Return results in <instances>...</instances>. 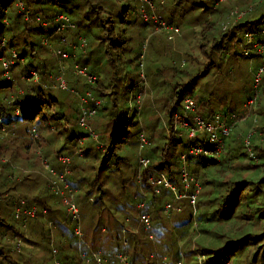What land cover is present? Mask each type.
Segmentation results:
<instances>
[{
    "label": "rangeland",
    "instance_id": "374dc122",
    "mask_svg": "<svg viewBox=\"0 0 264 264\" xmlns=\"http://www.w3.org/2000/svg\"><path fill=\"white\" fill-rule=\"evenodd\" d=\"M41 1L42 3L39 8L41 11L47 13L49 17L52 18L60 12L67 15L71 20H76L77 15L72 9L75 0L68 1L67 7L70 8H65L60 2L56 1ZM90 1V4L88 3L87 5L78 4L79 6H83V12L96 9L94 8V1ZM147 1L151 2L153 6L151 7L150 4L141 2L140 0H102V8L112 13V20L114 22L113 37L115 38L112 36L111 38L110 36H103L104 32L102 27L96 24V15L92 19L87 20L84 18L83 22L88 26L89 37L85 38V41L87 39V44L82 49H77V56L70 57L67 61L69 67L71 66L73 69L75 66L82 64L86 66L90 73L96 75V81L90 85L86 84L87 88H83L84 90L87 89L85 91L82 90L83 84L86 83L84 78L81 79L80 86L77 85V89L68 84L66 90H61L53 85L55 82L51 85L50 89L51 93L58 100L61 102L67 101L65 106V119L68 121V124H66L67 121L64 119L61 120V124H66L69 130V136H72V131H74L75 135L80 137L74 139L75 146L73 152L63 154L71 156V169L73 171L71 177L75 181V184L77 181H81L80 185L82 186V190L79 187L76 188V193L72 194L74 197L73 200L75 201L77 193L81 194L83 192L85 194L87 188L94 192L90 198V206L85 211L83 209L87 207L86 199L81 197L77 198L76 203L80 209L79 228L81 237L78 236V238L76 235L77 238L74 236L68 237L69 239H73H71L72 244H78L80 248L81 246H85V248L89 246L98 253L100 252L103 258L106 261H111L112 264H124L117 259L119 255L134 264H163V238L167 237H163V226L167 230L169 228L171 230L175 219L178 217L177 220H180L181 218L178 215H170L163 218L162 210V213L159 214V221L161 222L159 227H156L152 220L150 229H146L139 221L136 206L139 200L137 195L140 190L141 180L137 177L138 172L135 178L137 165H139V155L134 145L129 148L125 147L118 152L119 156L124 155L126 158L121 164H114V161L113 163L112 161H108L107 164H101L103 158L102 149L98 148L105 147L107 149L108 142L115 129L117 117H121V120L124 117L125 119H130L132 122V124L127 125L129 129L126 132L127 138H130L131 135L134 137L136 122L142 125L145 135L148 137L153 136L154 140L153 138L152 140L155 153H158L159 149L162 148V144L168 142V138H170L167 132L170 123L166 121L167 112L174 104L172 91L175 87L180 86L184 88L183 94L185 97L189 96L193 98L196 103L206 100L210 105V110L213 112L215 111L222 115H228L229 113L235 115V123L232 125L227 138L239 152L243 163H251L249 156L250 150H248L251 146L245 145V136L250 133L253 135L251 137L253 142L257 139L264 141V135L258 130L264 122L260 121L261 117L264 116L263 81L261 84H259L260 82L258 83L257 90L253 89V86H255L253 79L256 69L260 66L264 69V51L261 56L246 57L242 55V46H239L233 48L235 52H232V55L226 52L218 57V54L211 50L213 44L211 37L213 32L216 33L218 38L222 37V33L218 29L220 24L222 28L226 26L225 29L233 32V23L229 24L226 22H238L248 14L250 16L259 15L264 11V4L261 5L263 0ZM247 1L249 2L246 5L241 6V2ZM1 5L5 7L7 13L4 18L0 17V85L8 84L13 79L14 82L12 83L11 90H3L0 88V97L8 95L6 97L12 100L18 95L17 92H13L21 88L20 84L12 77L13 74L17 75V73H20L22 66L19 63L25 64L26 66L35 61L38 62V59L44 58L49 61V66L56 69L57 59L54 51L51 49H68L70 48L69 45L74 46L77 44L78 38L75 40L76 42L72 41L68 37L70 31H67L62 36L63 44H60L59 40L51 41L48 37L50 31L46 32L44 36L36 32H30L31 34H29L28 38H30L32 45L29 48L26 47V44H29L26 33L20 32L14 46L16 50L13 48L10 49L8 44V24L15 20L19 15L18 12H21L12 0H0ZM123 8L126 13H123ZM226 10L227 18H220L219 15ZM235 11L244 13L239 20H235V17L231 16ZM124 15L126 16L124 17ZM101 16L105 17L103 12H101ZM54 19L55 17L50 21L42 20L41 25L46 26L49 24V27L51 25L53 26L52 22ZM174 28H178L179 34L174 33ZM246 28L248 29L243 28L235 32L242 39L245 32H253L256 34L259 43L264 45L262 27L259 29L258 24H249ZM170 36L172 38H169ZM45 39L47 40V44L44 43ZM2 41H4L3 45ZM228 42L227 40L225 45ZM31 48L38 52V57H33V50L31 51ZM69 52H72V50L70 49ZM13 53L16 54V58H13ZM76 59H82V61L78 63L74 61ZM3 60L7 62L13 60L8 70H5L3 67ZM13 64L15 65L13 66ZM168 65L171 69L169 72L164 71L163 69ZM28 70L35 71L27 69L25 74L29 72ZM262 77L264 78V72ZM53 78L55 79V76ZM188 83L191 84L190 87L187 86ZM139 84H141L142 90L138 94L136 101L139 111L137 118L132 110H130V100L127 99V95L129 93L128 91L132 90L131 88ZM141 86L139 87L141 88ZM251 89L253 91L252 95L253 93H257V99L251 111L248 113L245 108V103ZM136 90L138 91L139 88H136ZM21 91L23 90L20 89V94ZM83 91H89L101 103L96 106V114L87 120L86 127L78 125L76 114L74 113L75 110L80 109L79 97L80 95H84ZM126 92L128 93L126 94ZM91 106V103L85 105L86 108ZM68 107L75 110L68 113ZM57 108L60 110L59 105H56L55 110ZM179 109L180 106L177 110ZM44 110L46 111L47 109L44 108ZM230 116H227V119ZM249 120L253 121V123L255 121L257 122L252 125V122ZM15 124L21 125L24 131L26 124L19 123L18 120ZM29 125L27 124L28 127ZM122 127L123 129L121 131L127 130L124 125ZM121 131L117 132V136H120ZM6 133V128H4V131L0 130V136L5 137ZM54 136L56 137L54 148L59 150L63 147L66 139L61 134ZM227 138H225L224 150L218 156L217 160H220L224 151L227 150ZM150 140L151 138L149 142ZM185 143L186 139L182 138V143L176 146V152L182 150V144ZM78 150H80V154L76 153ZM145 150L142 152L143 155H145ZM36 152H39L41 167L33 168L25 165H13V168H15L13 171L14 177L10 176L9 179L13 180L15 178L18 180L20 175L24 173L31 180L37 174L35 171L39 170L45 176H49L50 174V191L60 196L51 187L53 180L56 178L45 168L44 164H47V161L41 156L43 155L42 151L38 149ZM2 159L3 161L7 160L6 158ZM251 160L258 162V159L255 157H251ZM230 165L232 167L229 166L226 173L232 180L247 177L246 170L238 171L239 166H241L239 165V161L233 160L230 162ZM105 186H107L111 195H115L116 201L114 204H112L109 195L105 198L93 188L100 187L106 189ZM255 189L254 187L246 203L250 202L255 196ZM207 190H209V186L204 185L203 192ZM218 192L215 190L214 192L211 191L210 194H202L199 197L198 208L196 205L195 211L192 209V212L195 215L199 214L204 207V203L209 199L212 200L215 198ZM53 198L54 203L58 205L63 212L62 215H64L65 207L60 199L57 197ZM118 201L127 203L129 209L124 212L119 208L120 203ZM91 207L94 208L88 212ZM236 213L237 211H235ZM194 220L196 221V218ZM236 220V218L227 219L224 224L219 223L216 219H211L206 222H199L198 220L199 223L196 221L195 228L194 226L191 228L181 226L177 227V229H172L173 237L171 236V240H175V244L169 247V253L173 254L178 248H181L184 254L188 253L187 246H185V244H188L193 254L191 253L187 257L181 252L180 260L183 264H197V255L201 254L197 253L196 250L201 248V246L218 248L223 246L233 235L237 236L240 233H245L250 230L251 227L249 226H242V230H236L237 227L234 228V226L240 224ZM250 221L248 225L254 223L253 219H250ZM260 223L258 222V224ZM67 224H69V226L67 225L68 231L74 230L75 225L71 222H67ZM227 224L229 225L228 228L225 227ZM98 225L101 229L97 228ZM60 226L65 227V224L61 225L59 223L56 227L59 229ZM44 227H49V229L53 228L50 222H48V225L46 223ZM254 229L256 230V228ZM183 232H187L184 238L180 236ZM44 242L48 246H51V249L54 246L53 239L50 236ZM18 244L20 246L23 245L21 241H18ZM55 245H58L57 241H55ZM21 248L23 257H26L27 260L30 259L33 264H37L43 259L42 252H39L40 250L35 251L34 248L27 246V244H24ZM240 250L238 255L236 254L229 258L228 264H237L240 261L244 264H253V256L256 253L254 244H245ZM50 251V249L48 253L45 251L44 255L50 259L49 264H52L53 258ZM169 257L171 258V256ZM56 258H58L57 254ZM206 258L203 255L201 260L205 262ZM169 264H175V261L171 260Z\"/></svg>",
    "mask_w": 264,
    "mask_h": 264
},
{
    "label": "trees",
    "instance_id": "16d2710c",
    "mask_svg": "<svg viewBox=\"0 0 264 264\" xmlns=\"http://www.w3.org/2000/svg\"><path fill=\"white\" fill-rule=\"evenodd\" d=\"M22 1L24 3L25 9L28 11V19L26 20L24 18L23 12H18L19 15L15 18V20L8 24V44L10 46V49H15L14 46L17 41L16 38L20 32L26 33V38L29 42V44H26V47L29 48L30 45H32L30 38H28L29 34H31L30 32H36L44 36L46 32L50 31V35L48 37L51 39V41H56L62 38L64 32H58L56 30L54 21L52 22L53 26L51 25L50 27L49 24H47L46 26H42L41 22H43L42 20L50 21L54 17L56 18L59 14L63 13L59 12L51 18L47 15V13L40 10L39 7L42 3L41 0ZM51 1L60 2V4L63 5L65 8H70L67 7V3L69 0ZM92 1H94V8L96 9H92L87 12H83V6H79L78 4L87 5L88 3L90 4V0H75V4L72 5V9L77 15L76 20H72L75 24V28L68 30L70 31L68 37L72 41H75L80 36H83L84 38L89 37L88 26H86L85 22H83V19H92L94 15H96L97 26L100 25L103 29V36H110V38L111 36H114V22L112 20V13L110 11L107 12L106 9L102 8V0ZM248 2L249 1L241 2V6L246 5ZM263 4L264 0L262 1L261 5ZM97 8L99 9L97 10ZM101 12H103V15L105 17L101 16ZM6 13L7 10L4 6L1 5L0 17L4 18L6 16ZM123 13H126L124 8ZM125 16L126 15H124V17ZM219 16L220 18H227V10ZM236 23L232 26L233 32L229 29H223L222 25L220 24L218 29L222 33L221 38H218L216 33L213 32V35L211 37V40L213 42L211 50L212 52H216L218 54V57L226 52H229L230 55H232V52H235L233 48H237L240 46L242 38L235 31L242 30L243 28L248 29L246 28V26H249V24H258V27L260 29L264 24V11L257 16H250L248 14L244 19ZM227 40L229 42L227 45H225V42ZM32 50L33 57H38V52L31 48V51ZM18 56L22 57L20 55ZM74 61L79 63L82 61V59H76ZM15 64H13V66ZM19 65L22 66L20 73H17V75L13 74L12 77L15 78V81L20 84V89H22L23 91H21L20 94V89L18 91L15 90V92H13L12 90L13 93H18L17 97L12 100L6 97L8 95L0 97V127H4L7 130L5 137H0V264H33L30 259L27 260V258L23 257L22 255L21 246H23L24 244H27V246L34 248L35 251L40 250L39 252H42L41 255L43 256V259L37 264H49L50 259L44 255V252L46 251V253H48L50 249L53 258V248L51 249V246H48L44 242L45 239L47 240L48 236L53 239V245L56 249V254L58 257L57 259L60 264H98L94 259L91 258L90 255L92 252L97 251H95L89 246L87 247L88 249L85 248V246H81L80 248L78 244H72V238L69 239L70 236L76 237L77 235L75 236L73 229L70 231L67 230V225L69 226L67 222H71L76 227L77 221L71 219V216L68 215L66 210L67 207L62 202L60 196L50 191V174L49 176H45L44 174H42L41 171L36 170L35 172L37 174H35L34 178H31V180L27 176H25L24 173L20 175V178L18 180H16L15 178L13 180L9 179L10 176L14 177L13 171L15 170V168H13V165H25L33 168L41 167L39 161L41 160V158L39 156V152H36L38 149L42 151L43 155L41 156L46 159L47 164L52 169H54L59 174L64 173L66 167L63 163L58 160V157L63 154L72 153L75 146L74 139L80 138L75 135L74 131H72V136H69V130L66 126V124H68V121L65 119V106L67 101L61 102L50 91L51 85L55 82V79L53 77L58 74L57 63L56 69L49 66V61L44 58L38 59V62L35 61L34 63H30L26 66L25 64L20 63ZM66 65L67 67L65 70V78L67 84L77 89V87L81 84L82 78L73 73V67H69V63H67ZM27 69L35 70L38 75V79L35 80L31 76H29L28 72L27 74H25ZM170 69L171 68L168 65L163 70L169 72ZM22 75L29 77V79H23ZM262 81L264 83V78L261 76L259 84H261ZM13 82L14 79L11 80L8 84L0 85V88L3 90H11ZM86 84L87 83L83 84L82 90H84L83 88H87ZM190 85L191 84L188 83L187 86L190 87ZM139 86H141V84L131 88L132 90L130 89L131 91H128L129 93L126 92V94L128 93L127 99L130 100V110H132V112L137 118L139 116V111L137 109L136 101L138 94H140L142 90V86L141 88ZM136 88H139V90L137 91ZM183 89V87L177 86L172 91L174 97V104L170 107L167 112V123L171 121L173 113L178 111V107L180 106L181 108L182 106L183 100L185 98L183 94ZM253 89H255L254 86ZM252 92L253 91L251 89V91L248 93L249 96L247 97V99L251 97ZM196 104L197 113L204 119H209L216 113L215 111L213 112L212 110H210V105L206 100ZM56 105H59L60 110H58V108L57 110H55ZM44 108H46L47 110L45 111ZM68 108V113L75 110L70 107ZM16 110H18V114L15 112ZM74 113L76 114V120L78 121L79 116L81 114L80 109L75 110ZM229 115L230 113L228 115H225L226 118ZM18 116H20V118H18ZM62 119L67 121L65 125L61 124ZM17 120L19 123L26 124L24 131L21 125L15 124ZM249 121L252 122V125L257 122L255 121L253 123V121ZM260 121H264V116L261 117ZM27 124H30L29 127L27 126ZM128 124H132L130 119H125L123 117V119L121 120V117H117L115 121V129L112 136L110 137L107 149H105V147L98 148L102 149V165L107 164L108 161H112V163L114 161V164L117 165L124 162L126 159L125 156H119L118 152L120 150H123L125 147L129 148L130 146L134 145L136 151L139 152V135L144 132L143 126L136 122V132L134 137L131 135L130 138H127L126 132L129 131L127 127ZM123 125L127 129L126 131H121L123 129ZM33 130L35 132L37 131L36 135L33 134ZM258 130H260L264 135V122L263 125L258 128ZM118 131H121L120 136H117ZM60 134L64 136L66 142L63 144V147L61 149L57 150L56 148H54L56 139L54 135ZM145 136L147 137L148 141L151 138L149 145H146V147H144V149L142 150L143 152L146 149L144 156L150 159V167L156 168L157 170H160L165 173L167 178L173 184H175L177 190L181 192L182 184L180 182V155L183 153V151H186L190 146L197 145L198 143L203 142L204 139H186V143L182 144V150L176 152V146L179 143H182V138L167 137L169 139L168 142L162 144V148L159 149V152L155 153V149L153 146V136ZM252 136L253 135L249 133V147L251 146L250 151L252 152L253 157L258 159V162H254L253 160H251L252 156H250L249 154L251 163H243L239 152L236 150L235 147L232 146V143L228 141V138L226 141L227 150L224 151L220 160H217L213 157H205L201 155L189 156L187 158V167L189 173L198 178L201 182V190L199 192L196 202L197 208L199 203V197L202 194H210L211 191L214 192L215 190L219 192L215 198H213L212 200H207L204 203V207L201 212L196 215L194 214V216L191 205L187 199L175 201L174 203L176 205L181 206V210L179 212L173 210L171 212V215H178L181 218L180 220H177L178 217L177 219H175L171 230L177 229V227L181 226L191 228L195 218L197 223L201 221L206 222L211 219H216L221 224H224L227 219L236 218V221L240 222L239 225L236 224L234 226V228L237 227L236 230H242V226L251 227L250 230L245 233H240L237 236L233 235L232 238L228 239L224 243L223 246H220L218 248H212L210 246L209 248L206 246H201V248H198V250H196L197 253L201 254V256L205 255V257H207L204 264H227V262H229V258L236 254L238 255V253L241 251L240 249L245 244H254V250L256 249V253L253 256V264H264V141L257 139L255 142H253L251 139ZM206 146H208V143L206 144ZM2 158H6L7 160L5 159L6 161H3ZM233 160L239 161V165L241 166H239L238 171L246 170L247 177H240L232 180L228 176L226 172L228 171V167L231 166L230 162ZM67 167L71 170V173L66 174L65 177L72 188V194H75L76 188L79 187L82 190V186L80 185L81 181H77V183L75 184V181L72 179L71 175L73 174V171L71 169V162L68 164ZM137 171L138 165L135 172V178ZM146 171L147 170H145L143 175H145ZM82 182L84 183L83 180ZM204 185H208L209 190L203 192ZM105 187L106 189L100 187L93 188L98 191V194H101L105 198L109 195L112 204H114V202L116 201L115 195H111L107 186ZM254 187L256 188L255 196L251 199L250 202L246 203L247 198H249L250 193L253 191ZM92 194H94V192L91 189L89 190L88 188L85 194H83V192L81 194L77 193L74 202L78 207L79 213L80 209L78 204L76 203L77 198L81 197L86 199L87 207H84L83 209V211H85L90 206V198ZM143 194H146L145 211L150 215L151 223L153 220L154 225L156 227H159L161 223L159 221V214L162 213L164 204L167 201H171L173 199V195L169 190L166 189H164L161 194H156L151 188V186H149L147 183H144V185L140 184V190L137 195L139 198L137 205L141 199L143 200ZM53 197L59 198L61 203L65 207L64 215H62L63 212L58 207V205L54 203ZM20 199H23L25 201L26 207H37L38 214L36 218L25 217L22 214L19 218L15 217L16 203ZM118 202L120 203L119 208L122 209L124 212L129 209V205L127 203L120 201ZM92 208L94 207H91L88 212H90ZM136 208L138 210L139 217L140 210L137 206ZM42 209L46 210V214H43L41 212ZM235 211H237L236 214ZM163 215V218H165L166 215L164 213ZM250 219H253L254 223L248 225L251 222ZM48 222L52 224L53 228L49 229V227H44L46 223L48 225ZM258 222L261 223L258 224ZM59 223L61 225L65 224V227L60 226L58 229V227L56 226ZM228 224L225 226L226 228L229 227ZM163 227V237L167 236L163 238V258H166L165 260L163 259V264H169L171 260H174L175 264H178V262H181V264H183L180 260L181 252H183L181 248H178V250L173 252V254L169 253V247L175 244V240H171V236L173 237V234L170 228L167 230L165 226ZM97 228H100L99 225ZM254 228H256V230ZM56 232H60L62 238L55 236L54 234ZM186 233L187 232H183L180 234V236L184 238ZM18 241H21L23 245L20 246L18 244ZM55 241H57L58 243L57 246L55 245ZM185 246H187L188 253L184 254L183 252V255L189 257L188 255H191L192 250L190 249V246L188 244H185ZM165 251L167 252L165 253ZM99 255L101 256V258H103L101 253ZM168 255L171 256V258ZM53 260L52 264L54 262ZM241 262L242 261L237 262V264H244ZM130 263L134 264L131 261ZM103 264H112V262L109 260L106 261V259H104Z\"/></svg>",
    "mask_w": 264,
    "mask_h": 264
},
{
    "label": "built area",
    "instance_id": "2783aa9c",
    "mask_svg": "<svg viewBox=\"0 0 264 264\" xmlns=\"http://www.w3.org/2000/svg\"><path fill=\"white\" fill-rule=\"evenodd\" d=\"M15 2L16 7L18 10L24 14V18L28 19V11L25 9L24 3L22 0H13ZM141 2H145L150 4L152 7V3L148 2L147 0H140ZM224 1V0H221ZM243 12L238 13L237 11L231 14L232 17H235V20H239L243 16ZM54 23L56 26V30L58 32H65L75 28L74 22L65 14H59L55 19ZM226 23H233L232 26L236 23L235 21H227ZM225 25V24H224ZM226 26H223L225 29ZM174 33L179 34L178 28H174ZM262 32L264 33V24L262 25ZM169 38H172L171 36ZM47 44V40L44 41ZM85 38L80 36L78 38V46L69 45L70 48H55L54 54L57 59L58 63V74L55 76V83L54 86H57L60 89L66 90L68 88V84L65 78L66 74V67L67 61L70 57L77 56L76 50L82 49L85 46ZM4 41H2V45ZM65 44H67L65 42ZM242 46V55L254 57V56H261L263 55L264 45L259 43L257 36L253 32H245L243 34V39L241 42ZM72 52H69V50ZM13 58H16V54L13 53ZM13 62L10 60L7 62L3 60V67L5 70L9 69V65ZM264 72L262 66L258 67L254 73V81L255 86L254 88L257 90V85L261 80V76ZM73 73L81 78H84V81L87 84H92L96 81V75L90 73L86 66L80 65L75 66L73 69ZM7 74V72H6ZM29 76L33 77L35 80L38 79V75L35 71H29ZM8 75V74H7ZM24 79L28 80L29 77H23ZM257 99V93H253L251 97H249L245 103V108L248 113L251 111L255 101ZM80 111L81 114L77 121L78 125L81 127H86L87 120L90 119L93 115L96 114V106L100 105V101L95 99L89 91L84 92V95H80ZM91 103L92 106L86 108L85 105ZM18 114V110L15 111ZM245 114V112H244ZM231 116L227 119L225 115L220 113H215L211 118L204 119L196 112V102L191 97H185L182 103L180 110L173 113L171 121L169 123V128L167 130L169 137H177V138H185L187 140L193 139H204L203 142L198 143L197 145L190 146L186 151H184L180 155V165H181V172H180V182L182 184V191L179 192L175 186L160 170L156 168L150 167V159L142 154V150L146 145L149 144V141L145 134L142 132L139 135V149H138V174L137 177L141 181V185L147 183L151 188L154 190L156 194H161L164 189L169 190L172 195L173 199L171 201H167L163 207V213L166 216H170L173 210L180 211L181 206L176 205L174 202L181 199H187L191 205V208L195 211V206L197 202V198L199 192L201 190V182L198 178L191 175L188 170V161L187 158L189 156H205V157H213L218 159V156L222 153L225 146V138H227L230 134L231 127L235 123V115L230 114ZM244 118V117H243ZM4 131V127L0 129ZM33 134L36 135V132L33 130ZM249 134L245 137V145L249 146ZM1 137V136H0ZM96 139V137L93 135ZM208 143V146L206 144ZM248 150H250L248 148ZM76 153L80 154V150ZM250 156L253 157L252 152L250 151ZM58 160L65 165V172L64 173H57L54 169L50 168L46 163L44 164L45 168L55 176V180L52 182V189L55 190L56 193L60 194L62 202L66 205V210L68 215L71 216V219L77 221V226L74 229L75 235L81 237V232L79 228V211L78 207L74 202V197L71 193V188L69 182L66 180L65 175L70 174L71 170L67 167L68 164L71 162V156L69 155H61L58 157ZM146 171L145 175L143 173ZM144 198L141 199L138 203L137 207L140 210L139 220L145 226L146 229H150L151 221L150 215L145 211L146 207V200L145 195L143 194ZM41 212L46 214V210L42 209ZM24 215L25 217L36 218L38 214V209L36 206L26 207L25 201L23 199L18 200L16 203V210H15V217L19 218L20 216ZM193 212V216H194ZM192 226H196V221H193ZM52 253H53V264H60L58 259L56 258V249L52 246ZM91 258L94 259L98 264H103L104 259L101 258L99 253L92 252ZM198 257V264H204L201 260V255H197ZM121 262L124 264H131L130 261L128 262L127 259L123 256L117 257ZM166 259L165 257L163 258ZM181 264V262H178ZM228 264V262H227Z\"/></svg>",
    "mask_w": 264,
    "mask_h": 264
},
{
    "label": "crops",
    "instance_id": "0c3cea01",
    "mask_svg": "<svg viewBox=\"0 0 264 264\" xmlns=\"http://www.w3.org/2000/svg\"><path fill=\"white\" fill-rule=\"evenodd\" d=\"M59 43H60V44H63V37H62L61 39H59ZM54 235H55V236H58V237H60V238H62V235H61L60 232H56ZM87 247H88V246H87Z\"/></svg>",
    "mask_w": 264,
    "mask_h": 264
},
{
    "label": "clouds",
    "instance_id": "9594fccd",
    "mask_svg": "<svg viewBox=\"0 0 264 264\" xmlns=\"http://www.w3.org/2000/svg\"><path fill=\"white\" fill-rule=\"evenodd\" d=\"M54 247V246H53Z\"/></svg>",
    "mask_w": 264,
    "mask_h": 264
}]
</instances>
